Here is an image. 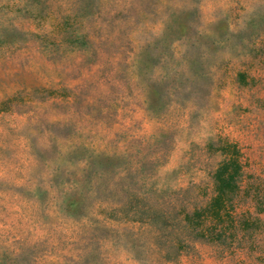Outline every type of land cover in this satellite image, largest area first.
Here are the masks:
<instances>
[{"label": "rangeland", "instance_id": "1", "mask_svg": "<svg viewBox=\"0 0 264 264\" xmlns=\"http://www.w3.org/2000/svg\"><path fill=\"white\" fill-rule=\"evenodd\" d=\"M228 144L264 190V0H0V264H264L248 196L252 231L172 260L100 211L205 200Z\"/></svg>", "mask_w": 264, "mask_h": 264}, {"label": "trees", "instance_id": "2", "mask_svg": "<svg viewBox=\"0 0 264 264\" xmlns=\"http://www.w3.org/2000/svg\"><path fill=\"white\" fill-rule=\"evenodd\" d=\"M219 151L223 158L211 172L210 195L205 200L185 199V187L177 189L181 198L175 204L157 201L144 193H129L122 203L108 208L106 205L100 211L113 218L115 211L125 209L126 219L152 227L165 260L174 259L188 247V242H233L238 235L241 237L256 227V220L247 211L234 213L235 199L238 194L248 196L259 210L263 208L264 190L259 182L248 181L250 176L242 185V165L233 145Z\"/></svg>", "mask_w": 264, "mask_h": 264}]
</instances>
